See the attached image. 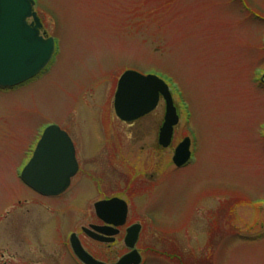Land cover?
Returning <instances> with one entry per match:
<instances>
[{
    "label": "rangeland",
    "instance_id": "1",
    "mask_svg": "<svg viewBox=\"0 0 264 264\" xmlns=\"http://www.w3.org/2000/svg\"><path fill=\"white\" fill-rule=\"evenodd\" d=\"M34 2L56 51L36 78L0 90V264H76L57 253L58 234L83 239L105 196L126 200L125 227L142 226L141 264H179L173 253L194 264H264V0ZM128 71L162 79L177 108L172 143L158 153L114 114ZM164 109L160 101L148 119ZM50 125L81 142L83 168L62 197L45 201L20 175ZM186 137L193 160L176 169ZM109 155L96 185L85 171L106 169ZM82 244L106 264L127 252L123 236L111 247Z\"/></svg>",
    "mask_w": 264,
    "mask_h": 264
},
{
    "label": "water",
    "instance_id": "2",
    "mask_svg": "<svg viewBox=\"0 0 264 264\" xmlns=\"http://www.w3.org/2000/svg\"><path fill=\"white\" fill-rule=\"evenodd\" d=\"M30 18L33 23L28 25ZM40 27L32 0H0V88L19 86L36 77L49 64L54 43L52 39L39 36ZM160 96L165 101V115L159 143L166 148L178 117L168 88L161 80L135 72L124 73L118 82L114 110L120 120L131 123L152 112ZM189 146L188 139L178 145L173 157L175 166L181 167L189 161ZM76 172L77 164L69 138L59 128L51 126L44 131L21 173V180L42 196L56 197L66 191ZM94 208L97 216L105 222L114 220L117 227L125 224L127 206L124 202L112 199L97 203ZM139 232V225L128 229L125 245L132 251L116 264H140V257L134 250ZM71 248L81 263L103 264L88 255L75 236L71 238Z\"/></svg>",
    "mask_w": 264,
    "mask_h": 264
},
{
    "label": "flooded vegetation",
    "instance_id": "3",
    "mask_svg": "<svg viewBox=\"0 0 264 264\" xmlns=\"http://www.w3.org/2000/svg\"><path fill=\"white\" fill-rule=\"evenodd\" d=\"M31 23V22H30ZM40 34H41V29H40ZM41 35H43L44 36V34H41ZM151 114H149L148 116H150ZM148 116H146V117H144V118H142V119H139V120H137V121H135L134 123H132V124H125V123H123V122H121L123 125H125L126 126V128L128 129V130H132V131H134V130H136V129H140V131L142 132V135L144 136V138L145 137H149V139H152L153 140V145H152V150L154 149V152H160L161 150H162V148H161V146H160V144H159V138H160V132H161V127H162V124H163V120L162 119H160V120H154V121H152V120H150V119H148L149 117ZM144 120V123L143 124H137V122L139 123L140 121H143ZM135 124H137V125H135ZM136 126V127H135ZM146 134H147V136H146ZM68 135V134H67ZM68 137H69V139H70V141H71V144H72V146H73V149H74V153H75V159H76V162H77V165H78V172H77V174H76V176L75 177H77V175L79 174V172H80V170H82V168H83V166H82V164H81V160H80V155L82 154L81 153V147H82V144H81V142H79V141H77L76 140V138H71L69 135H68ZM101 139V138H100ZM104 142V144L107 146V148L108 147H111V144H112V147L114 146L113 145V138H111L110 136H105V137H102V139H101V142ZM37 144V143H36ZM36 146V145H35ZM110 151V150H109ZM108 151V152H109ZM31 157V156H30ZM88 157L89 156H87L86 157V159H85V161H86V163H89V164H91L92 163V165H93V159H91V156L89 157V159H88ZM109 161H108V157H107V161H108V165L109 166H107L106 167V169H104V168H96V170H93V171H90V170H87V171H85V173H86V175H87V179H89L90 181H92V180H94L95 182H96V185L99 183V181H102V182H104V177H106L103 173H105V172H107L108 170H110L111 169V164H112V162H113V159H112V157H111V155H109ZM150 166V165H149ZM185 167V166H184ZM184 167H182V168H184ZM182 168H180V169H182ZM103 172V173H102ZM75 177L74 178H72L71 180H70V184H69V188H68V190L70 189V187H71V185H72V181L75 179ZM85 178V179H86ZM152 178H154V175H152L151 177H150V179L148 180V182L149 183H155V181H153V179ZM155 180V179H154ZM67 190V191H68ZM66 191V192H67ZM65 192V193H66ZM65 193H63L61 196H59V197H55V198H45V197H40V196H38V195H36V194H34L36 197H38L39 199H41V200H45V201H48V200H50V199H58V198H60V197H62ZM113 198H117V199H121V200H123V201H125L126 202V200L125 199H122L121 197H119V196H105V197H103V198H101V199H98L96 202H100V201H105V200H110V199H113ZM96 202H94V203H96ZM127 203V202H126ZM95 215V214H94ZM128 217V216H127ZM94 223H91V224H89L88 226H87V228H85V227H81L80 228V233H81V236H82V238L83 239H80L78 236V239H79V241H80V243H81V245H82V247H83V244H82V241H85V240H88V241H90V242H92V243H94V244H97V245H103V246H108V247H111L112 245H114V243L116 242V238H118V237H120V236H123V243H124V238H125V235H126V232H127V228L128 227H125V226H123V227H120V228H117V229H115L114 228V226L112 225V224H110V223H104V222H102L101 220H99L96 216H95V219H94ZM41 222H45V221H41ZM131 226V225H130ZM84 229H87V230H90V231H92V232H94L95 234H97V235H100L103 239H105L106 241H108V242H105V243H102V242H98V241H94V240H92L90 237H89V235L84 231ZM116 231V233H115V236H112L111 234L112 233H114ZM141 231H142V226H141ZM68 233V232H67ZM67 233H64V235H62V236H60V234H58V237H57V241H56V243H57V245H58V250H57V253H59V255L60 254H65V253H67V250L70 252L69 254H70V256L72 257V260L73 261H75L76 262V264H80L75 258H74V256L72 255V253H71V249H70V245H69V239H70V237H71V235H73L74 234V232L72 233H70L69 234V237L66 239V234ZM140 235H141V232H140ZM139 235V236H140ZM40 240V239H39ZM112 240V241H111ZM138 241H139V238H138ZM138 241H137V244H138ZM38 243V242H40V241H33V243ZM43 244H45V246H48V247H50V244H48V243H46V242H42ZM56 243H51V244H53V246H54V244H56ZM137 244H136V246H137ZM52 246V245H51ZM84 248V247H83ZM148 248V247H147ZM85 249V248H84ZM127 250V249H126ZM147 250V249H146ZM85 251L88 253V254H90L93 258H95L90 252H88L86 249H85ZM155 251V250H154ZM128 253V251L125 253V254H127ZM124 254V255H125ZM140 254V253H139ZM174 255H175V259H176V261H177V259H178V256H177V254L176 253H174ZM141 256V255H140ZM96 259V258H95ZM43 260H44V258H43ZM62 261V260H61ZM61 261H59V264H61ZM49 264V261L46 263V261H45V263L42 261V262H39V263H35V264ZM179 263V262H178ZM179 264H182V263H179ZM183 264H194L193 262H184Z\"/></svg>",
    "mask_w": 264,
    "mask_h": 264
}]
</instances>
